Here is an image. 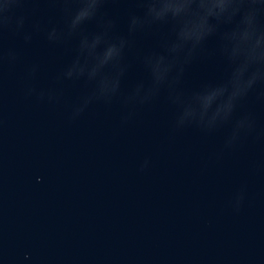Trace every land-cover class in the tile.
<instances>
[{"label":"water","instance_id":"1","mask_svg":"<svg viewBox=\"0 0 264 264\" xmlns=\"http://www.w3.org/2000/svg\"><path fill=\"white\" fill-rule=\"evenodd\" d=\"M164 2L0 0V264H264V0Z\"/></svg>","mask_w":264,"mask_h":264},{"label":"clouds","instance_id":"2","mask_svg":"<svg viewBox=\"0 0 264 264\" xmlns=\"http://www.w3.org/2000/svg\"><path fill=\"white\" fill-rule=\"evenodd\" d=\"M184 7L183 4L173 3L172 0H165L162 4L164 10H175L179 11L180 8ZM201 7L205 8L207 11H211L214 7H223V0H202ZM203 30V24H194L193 29L189 33L199 39V36Z\"/></svg>","mask_w":264,"mask_h":264},{"label":"snow or ice","instance_id":"3","mask_svg":"<svg viewBox=\"0 0 264 264\" xmlns=\"http://www.w3.org/2000/svg\"><path fill=\"white\" fill-rule=\"evenodd\" d=\"M90 3L94 4V3H95V0H90ZM202 32H203V30H202ZM202 32H201V33H202ZM111 54H112V53H111V50H110L109 53H108L109 57L111 56Z\"/></svg>","mask_w":264,"mask_h":264}]
</instances>
